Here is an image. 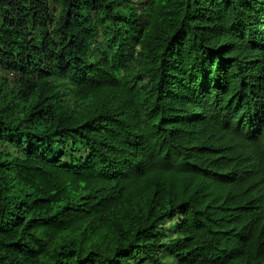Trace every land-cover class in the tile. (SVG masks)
<instances>
[{"label":"trees","instance_id":"16d2710c","mask_svg":"<svg viewBox=\"0 0 264 264\" xmlns=\"http://www.w3.org/2000/svg\"><path fill=\"white\" fill-rule=\"evenodd\" d=\"M0 264H264V0H0Z\"/></svg>","mask_w":264,"mask_h":264}]
</instances>
